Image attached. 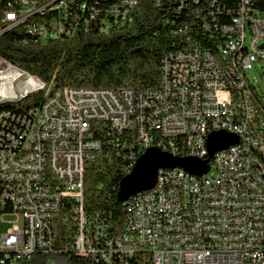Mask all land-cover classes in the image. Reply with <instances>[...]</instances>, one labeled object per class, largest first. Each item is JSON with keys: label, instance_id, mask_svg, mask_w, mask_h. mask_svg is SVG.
Masks as SVG:
<instances>
[{"label": "built area", "instance_id": "2783aa9c", "mask_svg": "<svg viewBox=\"0 0 264 264\" xmlns=\"http://www.w3.org/2000/svg\"><path fill=\"white\" fill-rule=\"evenodd\" d=\"M178 1L177 14L190 20L180 32L189 34L162 56L157 88H64L65 98H56V89L32 77L44 102L0 114V264L57 256L56 223L67 227L64 250L89 264H264V72L262 83L250 76L264 63V51H253L264 38V12L255 0ZM136 6L0 0V34L22 28L40 41L96 27L108 34L131 23ZM200 38L215 41V52ZM240 44H248L246 55H237ZM216 131L238 143L209 160L200 176L207 186L173 180L181 168L159 170L153 189L122 203L120 230L86 209L90 170L104 171L116 157L129 174L150 147L207 158V134Z\"/></svg>", "mask_w": 264, "mask_h": 264}, {"label": "trees", "instance_id": "16d2710c", "mask_svg": "<svg viewBox=\"0 0 264 264\" xmlns=\"http://www.w3.org/2000/svg\"><path fill=\"white\" fill-rule=\"evenodd\" d=\"M178 4V0H137L131 23L108 34H100L96 27L71 40L40 41L22 28L8 31L0 34V59L61 93H65L64 88H157L162 56L189 34L186 30L180 32L190 20L186 14H177ZM255 6L264 12V0H255ZM200 45L215 52V42L209 38H200ZM44 99V89L39 90L17 104L0 106V114H25ZM126 168L125 161L114 157L104 171L90 170L84 187L86 209L107 217L118 230L125 211L116 193L127 175ZM66 228L59 223L53 226L57 256L68 264H89L64 250L65 241H70Z\"/></svg>", "mask_w": 264, "mask_h": 264}, {"label": "water", "instance_id": "95a60500", "mask_svg": "<svg viewBox=\"0 0 264 264\" xmlns=\"http://www.w3.org/2000/svg\"><path fill=\"white\" fill-rule=\"evenodd\" d=\"M237 143L238 137L234 134L224 131L209 134L206 139L208 157L204 160L189 156H174L158 147H150L138 158L132 171L121 179L116 193L117 202H126L138 193L153 189L159 170L181 168L190 174L202 176L209 171L208 162L215 153Z\"/></svg>", "mask_w": 264, "mask_h": 264}, {"label": "bare ground", "instance_id": "6f19581e", "mask_svg": "<svg viewBox=\"0 0 264 264\" xmlns=\"http://www.w3.org/2000/svg\"><path fill=\"white\" fill-rule=\"evenodd\" d=\"M253 51H264V38L259 39V41H256V43L253 44ZM247 52L248 44L237 45V55H246ZM19 71H17V69L15 70V68L13 69L0 59V106L13 104L1 102L6 100H19L38 86V81H35V79L33 80L28 74L26 75L22 73V71ZM230 97H239V89L230 88ZM56 98H65V94L62 95L61 93L56 92ZM7 113L10 112H3L1 114ZM246 118L255 119V111H253V107H246ZM211 133L213 132H208L207 137ZM194 157L202 160L206 159L205 156H202V152H194ZM182 177H189V180H191L192 183H195V186H207V179H204L203 177L190 174L183 169L173 170V180H181Z\"/></svg>", "mask_w": 264, "mask_h": 264}, {"label": "rangeland", "instance_id": "374dc122", "mask_svg": "<svg viewBox=\"0 0 264 264\" xmlns=\"http://www.w3.org/2000/svg\"><path fill=\"white\" fill-rule=\"evenodd\" d=\"M3 61V60H2ZM5 62V61H3ZM7 63V62H5ZM9 65V64H8ZM10 66V65H9ZM13 68V67H12ZM14 69V68H13ZM16 70V69H15ZM19 71V70H17ZM21 72V71H19ZM264 72V63L263 64H260V63H257L255 65V69H253V71L250 73V76L252 78H254V80H256L257 82H260L262 83V73ZM23 73V72H22ZM25 74V73H24ZM27 75V74H26ZM30 77V76H29ZM33 79V78H32ZM34 80V79H33ZM36 81V80H35ZM38 83V82H37ZM39 83H38V86L36 87V89H33L31 92L25 94L24 96H27L29 94H32V93H35L37 91H39L40 89L39 88ZM1 89V87H0ZM35 90V91H34ZM61 93V92H59ZM62 95H64L65 93H61ZM23 96V97H24ZM18 100H6V101H3L1 103H13V104H17ZM4 221L7 222V221H11V218L9 217H5L4 218ZM4 230V226L2 228ZM30 264H68L65 260H63L62 258L56 256V255H53V256H50V257H44V256H36L35 258H33V261L30 263Z\"/></svg>", "mask_w": 264, "mask_h": 264}]
</instances>
